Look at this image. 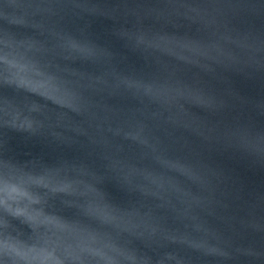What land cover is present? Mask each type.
Segmentation results:
<instances>
[{
	"label": "water",
	"instance_id": "obj_1",
	"mask_svg": "<svg viewBox=\"0 0 264 264\" xmlns=\"http://www.w3.org/2000/svg\"><path fill=\"white\" fill-rule=\"evenodd\" d=\"M200 264H264V0H141Z\"/></svg>",
	"mask_w": 264,
	"mask_h": 264
}]
</instances>
